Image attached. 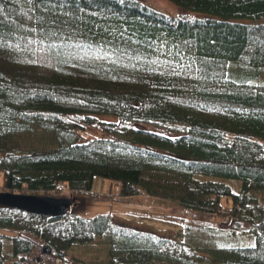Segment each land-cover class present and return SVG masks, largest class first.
Here are the masks:
<instances>
[{"label": "trees", "instance_id": "1", "mask_svg": "<svg viewBox=\"0 0 264 264\" xmlns=\"http://www.w3.org/2000/svg\"><path fill=\"white\" fill-rule=\"evenodd\" d=\"M169 1L184 13L141 0H0V191L144 194L210 218L183 223L175 241L118 225L112 211L0 206V264L66 263L93 243L107 245L104 264H264V83L249 81L264 67V0ZM89 126L103 134L81 141ZM39 129L52 144L26 149ZM96 177L117 194L93 192Z\"/></svg>", "mask_w": 264, "mask_h": 264}, {"label": "rangeland", "instance_id": "2", "mask_svg": "<svg viewBox=\"0 0 264 264\" xmlns=\"http://www.w3.org/2000/svg\"><path fill=\"white\" fill-rule=\"evenodd\" d=\"M147 5L155 8L158 11L169 15L184 13L178 6L171 3L169 0H141ZM253 76L249 81L251 83H264V67L260 69H250V74ZM101 120H114L110 116H101ZM91 127V128H90ZM103 133L95 131L92 126H89L84 131V137L81 141H87L93 136H101ZM23 144L26 145V149L35 148L42 149L52 144L49 137V133L43 130H36L32 135H26ZM199 177H205L200 175ZM0 178V182H1ZM220 180L228 183L234 192H238L240 189V182L235 179L220 178ZM1 185V183H0ZM92 191L96 193H106L115 195L116 183L103 178H98L95 182L93 180ZM66 195L65 192H63ZM42 195V194H39ZM66 197H72L66 195ZM75 207L72 211L84 215L93 216L98 212L112 211L114 221L121 226L139 230L155 232L159 235L172 238V240L178 241L181 239L182 224L186 223L194 227L203 226L206 220L210 217L197 211L184 209L182 206L170 203L163 199H155L144 194L136 196L134 198H121L115 197L113 199L95 201L87 196H76ZM224 206H230L232 204L231 198L222 197L221 200ZM227 229L235 233H245L244 236L239 237L238 234L234 235V240L239 244L248 243L249 237L247 234L250 232H242V228L234 227V223L229 222L226 224ZM72 254L80 258L76 260L72 257ZM107 254V245L105 243L100 244H88L79 245L73 247L71 254L67 256L66 263L57 264H104L103 259ZM199 264H204L198 261ZM10 259L6 260L5 264H11Z\"/></svg>", "mask_w": 264, "mask_h": 264}, {"label": "water", "instance_id": "3", "mask_svg": "<svg viewBox=\"0 0 264 264\" xmlns=\"http://www.w3.org/2000/svg\"><path fill=\"white\" fill-rule=\"evenodd\" d=\"M75 204L74 197H53L0 191V206L15 208L42 217L62 216Z\"/></svg>", "mask_w": 264, "mask_h": 264}, {"label": "crops", "instance_id": "4", "mask_svg": "<svg viewBox=\"0 0 264 264\" xmlns=\"http://www.w3.org/2000/svg\"><path fill=\"white\" fill-rule=\"evenodd\" d=\"M98 179V177L94 178V182ZM101 179V178H100Z\"/></svg>", "mask_w": 264, "mask_h": 264}]
</instances>
